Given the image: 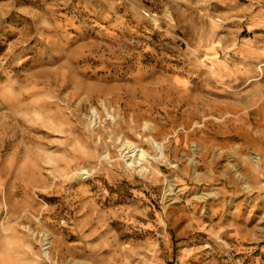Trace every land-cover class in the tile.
Instances as JSON below:
<instances>
[{
  "label": "rangeland",
  "instance_id": "374dc122",
  "mask_svg": "<svg viewBox=\"0 0 264 264\" xmlns=\"http://www.w3.org/2000/svg\"><path fill=\"white\" fill-rule=\"evenodd\" d=\"M263 108L264 0H0V264H264Z\"/></svg>",
  "mask_w": 264,
  "mask_h": 264
},
{
  "label": "bare ground",
  "instance_id": "6f19581e",
  "mask_svg": "<svg viewBox=\"0 0 264 264\" xmlns=\"http://www.w3.org/2000/svg\"><path fill=\"white\" fill-rule=\"evenodd\" d=\"M259 19L257 18H253L252 19V22L256 23L258 22ZM246 52V49H243L241 48V53L242 54H245ZM262 68V65L259 67V70L262 72L263 69ZM220 77V78H219ZM221 77L222 75L220 74H217L216 75V79L220 82L222 81L221 80ZM219 78V79H218ZM255 81V80H254ZM225 82L223 81V84ZM255 85V83H254ZM259 93L255 94V95H252V100L253 101H256V99H258L259 97ZM233 107H236L235 105L233 104H230V103H225L224 105V109L226 110V113L228 114H231V108ZM262 110V108H261ZM107 111V115H109L112 119H114V115L110 114V112L106 109ZM263 119H264V108H263ZM99 118L98 114L93 111V116H92V123H95V121ZM190 118H188V122H190ZM146 127L149 129V126L146 125ZM152 141V145L153 147L158 151V158L159 159H166L167 160V156L165 155V147L163 144L161 143H158L155 141V139L151 138L150 139ZM123 147L124 148V151L128 149V153H130L131 155L129 156L128 158V162L127 163L129 166L133 167L134 165H138L139 166V169L142 171H146L148 168L147 166H145L142 162L145 161V160H148V154L146 153L145 150L141 149L139 146H136L135 144L131 143L130 141H126L124 142L123 144ZM241 149V147H240ZM123 153V152H122ZM252 160L256 161V162H261V158L260 157H253ZM152 165V164H151ZM83 174H86V173H83ZM51 245H52V241L50 240V238H44L43 239V243H42V246L45 247L43 249L44 251V256L47 260H52V253L50 252V249H51Z\"/></svg>",
  "mask_w": 264,
  "mask_h": 264
}]
</instances>
